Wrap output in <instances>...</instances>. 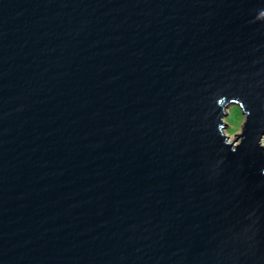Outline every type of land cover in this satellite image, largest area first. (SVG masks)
I'll return each mask as SVG.
<instances>
[{"label":"water","instance_id":"95a60500","mask_svg":"<svg viewBox=\"0 0 264 264\" xmlns=\"http://www.w3.org/2000/svg\"><path fill=\"white\" fill-rule=\"evenodd\" d=\"M261 13L0 0V264H264Z\"/></svg>","mask_w":264,"mask_h":264},{"label":"clouds","instance_id":"9594fccd","mask_svg":"<svg viewBox=\"0 0 264 264\" xmlns=\"http://www.w3.org/2000/svg\"><path fill=\"white\" fill-rule=\"evenodd\" d=\"M264 15V13H261ZM245 122V117L243 116L242 110L239 107H233L231 113V120L229 121V125H231V130L227 133L229 139L231 136L240 129L241 125Z\"/></svg>","mask_w":264,"mask_h":264},{"label":"rangeland","instance_id":"374dc122","mask_svg":"<svg viewBox=\"0 0 264 264\" xmlns=\"http://www.w3.org/2000/svg\"><path fill=\"white\" fill-rule=\"evenodd\" d=\"M233 107H238L236 105H231L227 110H226V122H225V130H226V136H227V133L231 130V125H229V121L231 120V113H232V109ZM240 108V107H239ZM243 113V112H242ZM244 116V115H243ZM242 127L243 125H241L240 129L237 130L230 138V141H233L236 137L237 134L241 133L242 131ZM262 145L264 146V135H263V138H262Z\"/></svg>","mask_w":264,"mask_h":264}]
</instances>
